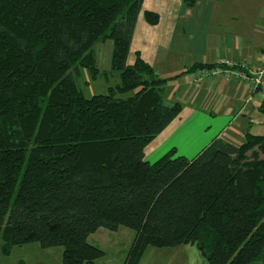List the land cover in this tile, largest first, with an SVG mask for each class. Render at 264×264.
<instances>
[{"label": "trees", "instance_id": "16d2710c", "mask_svg": "<svg viewBox=\"0 0 264 264\" xmlns=\"http://www.w3.org/2000/svg\"><path fill=\"white\" fill-rule=\"evenodd\" d=\"M143 3L0 0L4 256L37 243L63 249L62 264H97L105 252L89 237L126 227L135 236L124 264H139L149 247L184 245L208 264H264V134L249 128L240 144L216 138L192 159L175 157V148L154 163L145 159L183 108L164 98L182 74L159 78L139 53L129 63ZM144 16L153 26L160 21ZM107 41L119 83L88 99L76 77L81 69L101 74L94 47Z\"/></svg>", "mask_w": 264, "mask_h": 264}, {"label": "crops", "instance_id": "0c3cea01", "mask_svg": "<svg viewBox=\"0 0 264 264\" xmlns=\"http://www.w3.org/2000/svg\"><path fill=\"white\" fill-rule=\"evenodd\" d=\"M146 11L160 16L157 25L147 23ZM263 47L264 0H196L193 7L184 0H144L130 64L139 53L159 78L182 74L166 84L164 98L168 105L179 103L183 108L179 118L147 146L146 161L154 163L173 148L192 159L216 138L233 143L249 128L251 133L257 126L263 129L264 114L259 112L263 98L255 95L253 103L246 104L247 85L224 77L195 83L194 72L183 74L194 65L224 60L245 62L258 71Z\"/></svg>", "mask_w": 264, "mask_h": 264}, {"label": "rangeland", "instance_id": "374dc122", "mask_svg": "<svg viewBox=\"0 0 264 264\" xmlns=\"http://www.w3.org/2000/svg\"><path fill=\"white\" fill-rule=\"evenodd\" d=\"M114 43L107 41L99 43L94 47L97 68L101 74L94 77L86 69H81L80 75L76 77V83L84 96L88 99L100 95L108 94L109 88L115 87L119 83L118 72L111 71V58L113 54ZM133 62L131 57L129 63ZM263 64V63H262ZM106 72L107 75H102ZM134 93L124 95L128 97ZM255 135L264 134V128L255 127L252 130ZM180 137V136H179ZM241 140H235L233 143L240 144ZM182 138V137H180ZM229 138V137H228ZM181 150H185L187 145H181ZM183 156L182 152L177 151L175 157ZM191 159V158H189ZM134 232L126 227L120 228L118 232H111L106 229H99L95 234L89 237V242L99 247L105 256L97 264H124L128 251L134 240ZM0 243V264H20L24 261L26 264H62L63 249L53 248L49 250L42 249L39 244L33 243L23 247H17L10 256H4L1 251ZM139 264H208L196 246L184 245L178 248H156L149 247Z\"/></svg>", "mask_w": 264, "mask_h": 264}, {"label": "built area", "instance_id": "2783aa9c", "mask_svg": "<svg viewBox=\"0 0 264 264\" xmlns=\"http://www.w3.org/2000/svg\"><path fill=\"white\" fill-rule=\"evenodd\" d=\"M263 64L258 71H253L250 66L245 63H236L231 60H224L216 63L212 67L198 69L192 74V80L195 83H202L208 78L224 77L231 81H238L249 87L250 95L246 100V104L254 101L255 95H261L264 100V47L262 51ZM262 101L260 105L262 104Z\"/></svg>", "mask_w": 264, "mask_h": 264}]
</instances>
